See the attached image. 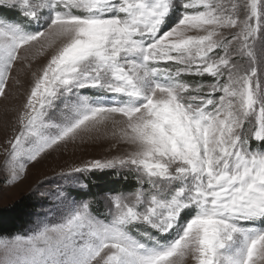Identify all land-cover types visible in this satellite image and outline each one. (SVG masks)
Listing matches in <instances>:
<instances>
[{
  "label": "snow or ice",
  "instance_id": "1",
  "mask_svg": "<svg viewBox=\"0 0 264 264\" xmlns=\"http://www.w3.org/2000/svg\"><path fill=\"white\" fill-rule=\"evenodd\" d=\"M17 62L7 186L112 143L38 184L0 264H264V0H0V97Z\"/></svg>",
  "mask_w": 264,
  "mask_h": 264
},
{
  "label": "rangeland",
  "instance_id": "2",
  "mask_svg": "<svg viewBox=\"0 0 264 264\" xmlns=\"http://www.w3.org/2000/svg\"><path fill=\"white\" fill-rule=\"evenodd\" d=\"M19 67V62H17V65L13 68V73L9 78L8 84L5 87L7 95L6 97H0V164H2L4 158L2 146L6 143L7 138L12 135V130L16 126L17 110L21 107L24 100L25 89L14 82ZM20 78L21 80L24 79L23 74H21ZM13 100L15 101L13 104L15 105L12 104ZM10 101L12 105L9 103ZM111 143V141H104L101 144L89 145L83 149L76 150L74 153L69 151L63 155L53 153L48 158L43 159L41 163L34 167H30L26 178L14 186H7L5 184V177L0 175V209L8 208L18 202L21 198L30 196L34 198L36 204L38 205L34 212L35 214L39 210L40 200L38 194H33V190L40 182L54 179L55 173L58 172L61 167L67 166L68 164L80 163L85 159H91L94 157H103L107 154L106 149ZM93 180L94 190L97 188L110 187L124 188L127 183H130L123 180L118 181L116 177L109 174H96L93 177ZM28 227L29 221L20 232L25 231ZM185 264H194V262L189 257Z\"/></svg>",
  "mask_w": 264,
  "mask_h": 264
},
{
  "label": "trees",
  "instance_id": "3",
  "mask_svg": "<svg viewBox=\"0 0 264 264\" xmlns=\"http://www.w3.org/2000/svg\"><path fill=\"white\" fill-rule=\"evenodd\" d=\"M37 204L33 197H23L12 206L0 209V235L20 232L34 214Z\"/></svg>",
  "mask_w": 264,
  "mask_h": 264
},
{
  "label": "bare ground",
  "instance_id": "4",
  "mask_svg": "<svg viewBox=\"0 0 264 264\" xmlns=\"http://www.w3.org/2000/svg\"><path fill=\"white\" fill-rule=\"evenodd\" d=\"M12 101V100H11ZM11 101L9 102L10 104H11ZM15 101L13 100V102H12V104L14 103ZM11 104V105H12ZM13 105H15V104H13ZM10 107V106H9ZM14 107V106H13ZM11 108V107H10ZM11 110V109H10ZM12 111V110H11ZM10 112V111H9ZM12 113V112H11ZM10 116V115H9Z\"/></svg>",
  "mask_w": 264,
  "mask_h": 264
}]
</instances>
